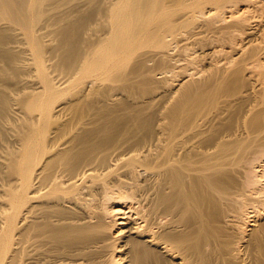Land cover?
Masks as SVG:
<instances>
[{
  "label": "bare ground",
  "instance_id": "6f19581e",
  "mask_svg": "<svg viewBox=\"0 0 264 264\" xmlns=\"http://www.w3.org/2000/svg\"><path fill=\"white\" fill-rule=\"evenodd\" d=\"M34 1L0 0V264H264V0Z\"/></svg>",
  "mask_w": 264,
  "mask_h": 264
},
{
  "label": "rangeland",
  "instance_id": "374dc122",
  "mask_svg": "<svg viewBox=\"0 0 264 264\" xmlns=\"http://www.w3.org/2000/svg\"><path fill=\"white\" fill-rule=\"evenodd\" d=\"M35 1H36V0H35ZM35 1H34V5H35V6H37V5H39V4H40V5H43V4H44V3H41V0H37L36 2H35ZM59 1H61V2L59 3L60 5L54 7V8H56V9H53V8H52V10H54V11L56 10V11H55V12H57L56 14H59V12H61V11H62L61 13H63V12L65 11V12L67 13V15H69L70 12H71V9H72V6H73V3H74L76 0H59ZM242 1H243L244 3L241 2V3L239 4L240 11H241L243 8H248L247 6H249V7H256V6L261 5L260 3L258 4V1H259V0H242ZM38 3H39V4H38ZM30 7H31V6H30ZM40 7H41V6H40ZM207 8H208V7H205V10H206ZM241 8H242V9H241ZM48 10H49V9H48ZM63 10H64V11H63ZM243 10H246V9H243ZM49 11H50V13L53 12V11H51V10H49ZM47 12H48V11H46L45 14H44V13L42 14L40 22H41V21L43 22L44 20H46L45 18H47V20H48L49 22L52 21V20H51L52 17H51V18L49 17V14H50V13H48V16H46V15H47ZM53 13H54V12H53ZM226 14H228V12H226ZM72 19H73V18L69 17L68 22L72 21ZM254 22H255V21H254ZM39 24H40V23H39ZM195 24H196V23H192V25H195ZM52 26H56V24H55V25L53 24ZM107 28H108V26H106V25H105V26L99 25V26L97 27V31H96V33H99L100 31H103V30H105V29H107ZM101 29H102V30H101ZM41 31H42V33H43V32H45L46 30L44 29V31H43V29H42ZM45 34H46V33L41 34V35H43V37L41 36V38H42V40H44L45 42H49V38H50L51 36L49 37V35H47L48 33H47L46 35H45ZM50 39H51V38H50ZM46 40H48V41H46ZM45 42H43V43H45ZM50 42H51V41H50ZM105 42H106V41H104V43H105ZM195 49H196V48H195ZM97 50H98V52H99V51L102 52V51L104 50V47H100V48H98ZM193 50H194V49H193ZM197 51H199V50L197 49ZM194 54H195V53H194ZM27 56H29V55H27ZM184 57H187V56H184ZM29 58H30V56H29ZM30 60H31V59H30ZM30 60H28L29 62L27 61V63H28L27 65H28V66H27V65H26V66H27L28 68H25V71L28 70V74H30V75H28V74H25V75H26L27 78H28V76H30V78L33 79L32 77L35 76V73H36L35 71H38V70H37L38 68H37V69L34 68V67H36V66L33 64L35 61L33 62V61L31 60L32 63H31V65H30V62H31ZM46 61H47V60H46ZM46 61H44V63H46ZM47 62H48V61H47ZM49 62H50V61H49ZM44 63H43V64H44ZM32 64L34 65V67H33ZM29 65H30V67H29ZM46 65H48V64L46 63ZM43 66H44V65H43ZM194 66H196V68H197V67L199 68L201 65H200L199 63H196V64H194ZM44 68H45V66H44ZM46 68L48 69L49 67L46 66ZM50 68H51V67H50ZM47 69H46V72H49V70H50V72L48 73V77L52 78V81L54 82V85H55V86H54V89H55V91L58 92V94H59L58 97H59L60 99L56 98V99H57L56 101L58 102V101H60V100H64V99H66V98L69 96V93H68L67 91H65L64 89H62V88L64 87V86L62 87V85H63L64 83H62V85H61V81H59V82H60V84H59L58 80L60 79V77H59L60 75H58V74L55 72L56 70L53 71V72H51V69H48V70H47ZM52 69H53V68H52ZM33 70H35V71L33 72ZM29 72H30V73H29ZM31 72L34 73V76H33V74H31ZM38 72H39V71H38ZM38 72H37V74H38ZM26 73H27V72H26ZM55 73L58 75L59 78H58L56 75H54ZM37 74H36V75H37ZM27 75H28V76H27ZM31 75H32V76H31ZM159 75H160V73H158V76H159ZM35 77H36V76H35ZM35 77H34V79H35ZM173 78H174V77H169V81H172ZM9 79H10L9 81H11V78H9ZM34 79H33V80H34ZM40 79H41V78H38V79H37V80H39V81H37V80H36V81H35V80L32 81L33 83H34V82L36 83V85H35V83H34V86H35V87H38V86H39L38 89L40 88L41 85H43V84L38 85V84L40 83V81H41ZM60 80H61V79H60ZM37 82H38V83H37ZM61 89H62V90H61ZM61 92H63V96L61 95V94H62ZM167 94H168V93H166V94L164 95V97H166ZM65 96H66V98H65ZM171 101H172V102H175L176 99L173 98ZM171 101H170V102H171ZM57 102H56V103H57ZM250 226H251V225H250Z\"/></svg>",
  "mask_w": 264,
  "mask_h": 264
}]
</instances>
